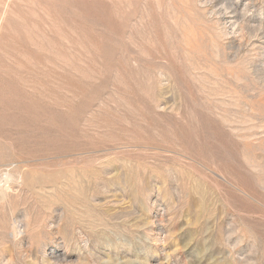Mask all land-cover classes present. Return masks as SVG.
I'll return each instance as SVG.
<instances>
[{"label":"rangeland","instance_id":"374dc122","mask_svg":"<svg viewBox=\"0 0 264 264\" xmlns=\"http://www.w3.org/2000/svg\"><path fill=\"white\" fill-rule=\"evenodd\" d=\"M0 188V264H264V0H0Z\"/></svg>","mask_w":264,"mask_h":264},{"label":"bare ground","instance_id":"6f19581e","mask_svg":"<svg viewBox=\"0 0 264 264\" xmlns=\"http://www.w3.org/2000/svg\"><path fill=\"white\" fill-rule=\"evenodd\" d=\"M1 189V188H0ZM5 189V188H4Z\"/></svg>","mask_w":264,"mask_h":264}]
</instances>
